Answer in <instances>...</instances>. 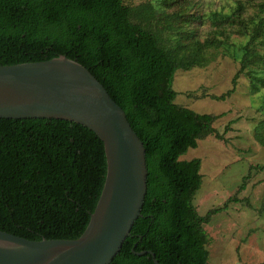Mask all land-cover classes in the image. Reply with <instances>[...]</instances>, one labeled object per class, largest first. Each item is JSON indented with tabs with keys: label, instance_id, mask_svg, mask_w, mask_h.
<instances>
[{
	"label": "trees",
	"instance_id": "1",
	"mask_svg": "<svg viewBox=\"0 0 264 264\" xmlns=\"http://www.w3.org/2000/svg\"><path fill=\"white\" fill-rule=\"evenodd\" d=\"M242 9L237 2L230 14H217V21L238 22ZM134 16L137 12L123 0H0V66L61 56L77 62L103 85L142 141L148 176L141 217L110 264H154L149 254L136 255L141 252L153 253L159 264H208L203 225L227 204L199 216L192 200L201 185V162L179 158L196 148L198 140L213 135L222 141L223 135L212 126L218 117L176 105L171 87L177 70L207 61L201 57L202 46L188 58L172 56ZM241 24L248 29L249 23ZM252 25L233 88L211 99L229 98L239 74L251 65L264 68V52L256 50L264 16ZM260 42L264 51V37ZM262 73L247 72L252 91L264 87ZM255 137L264 146V121ZM105 175L103 144L83 126L50 119H0L1 232L30 241L78 239Z\"/></svg>",
	"mask_w": 264,
	"mask_h": 264
},
{
	"label": "rangeland",
	"instance_id": "2",
	"mask_svg": "<svg viewBox=\"0 0 264 264\" xmlns=\"http://www.w3.org/2000/svg\"><path fill=\"white\" fill-rule=\"evenodd\" d=\"M237 2L243 5L240 21H217V14H230ZM123 3L137 12L133 21L146 23L172 56L188 58L202 46L201 57L207 61L188 70H177L171 87L176 92V105L218 117L212 126L223 135L222 141L213 135L198 140L196 148H189L179 158L201 162V185L192 200L199 216L227 204L225 211L212 215L209 223L203 225L208 236L205 246L208 264H264V146L255 137L257 126L264 121V87L252 91L247 74L249 71L264 74V68L251 65L239 74L229 98L211 99L233 88L232 80L239 71L242 48L251 34L252 22L264 16V0H123ZM242 22L249 23L248 29H241ZM263 37L261 32L256 48L260 53L264 52L260 46ZM211 41L215 47H205ZM227 125L229 131L223 134Z\"/></svg>",
	"mask_w": 264,
	"mask_h": 264
},
{
	"label": "water",
	"instance_id": "3",
	"mask_svg": "<svg viewBox=\"0 0 264 264\" xmlns=\"http://www.w3.org/2000/svg\"><path fill=\"white\" fill-rule=\"evenodd\" d=\"M0 119L74 123L102 142L106 175L82 235L30 241L0 231V264H110L129 237L147 192L142 141L125 112L88 69L64 56L0 66ZM154 264H159L151 252Z\"/></svg>",
	"mask_w": 264,
	"mask_h": 264
}]
</instances>
